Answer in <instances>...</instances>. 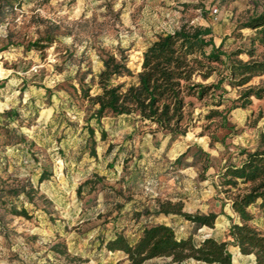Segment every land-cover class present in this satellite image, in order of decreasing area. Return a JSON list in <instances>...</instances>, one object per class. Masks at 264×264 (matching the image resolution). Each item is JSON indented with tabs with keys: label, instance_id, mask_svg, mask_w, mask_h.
Here are the masks:
<instances>
[{
	"label": "rangeland",
	"instance_id": "374dc122",
	"mask_svg": "<svg viewBox=\"0 0 264 264\" xmlns=\"http://www.w3.org/2000/svg\"><path fill=\"white\" fill-rule=\"evenodd\" d=\"M263 14L264 0H0V28L6 27L0 37V179L8 186L28 181L37 191L30 201L0 203V264H130L105 244L119 234L134 244L145 227L158 224L194 244L207 237L226 242L233 264H250L229 236L238 218L219 175L239 164L240 151L257 145L264 99L251 98L243 108L240 96L250 86L264 87V77L243 88L225 80L204 101L189 99L188 130L177 137L134 116L97 120L84 90L90 97L100 93L97 77L107 54L125 58L137 74L157 37L183 25L207 30L225 54L220 70L226 76L229 54L241 51L238 59L248 60L256 32L245 26ZM210 112L218 115L207 119ZM42 170L51 177L39 185ZM158 200L181 203L189 214L215 213V227L197 230L181 217L158 215ZM23 207L29 220L8 214ZM250 212L251 225L264 232V207L258 203Z\"/></svg>",
	"mask_w": 264,
	"mask_h": 264
},
{
	"label": "trees",
	"instance_id": "16d2710c",
	"mask_svg": "<svg viewBox=\"0 0 264 264\" xmlns=\"http://www.w3.org/2000/svg\"><path fill=\"white\" fill-rule=\"evenodd\" d=\"M256 32L250 39L251 48L245 51L247 61L238 59L241 51L232 52L226 76L220 67H224L221 47L215 48L208 40V32L199 26L183 25L178 31L157 37L143 53L140 71L134 74L125 58L118 59L116 54H107L103 58V70L97 77L100 93L86 98L96 107L95 118L102 120L107 115L112 117L134 116L145 126L173 137L184 136L188 130L186 124L187 109L192 106L189 99L204 101L220 90L227 80L232 87L243 88L255 78L264 77V14L251 19L245 26ZM38 47V45H35ZM263 49L257 54V48ZM212 48L210 52L207 50ZM218 75L216 84H204L214 75ZM132 78L131 84H116L121 79ZM264 99V87H248L240 96L243 108L250 105V99ZM9 115V114H6ZM218 114L210 112L207 119ZM90 138L94 132L88 128ZM94 143V140H92ZM92 155H96L92 150ZM238 165H228L219 175V186L230 200V207L238 222L229 228V236L239 254L251 257L250 264H264V232L254 228L250 208L258 203L264 207V125L258 135L257 145L253 150L239 153ZM51 174L42 170L38 184L49 179ZM0 202H12L13 198L30 201L37 194L28 181L8 186L0 179ZM86 181L80 187L89 185ZM13 205V204H12ZM157 214L178 216L191 223L197 230L205 227L213 229L218 215L189 214L183 212L181 203L157 201ZM14 217L30 216L23 207L9 210ZM109 252H122L130 264H145L156 259H167L171 264H184L194 261L201 264H233L226 242H219L207 237L194 244L191 239H178L174 229L165 224L145 227L139 239L130 244L119 234L105 244ZM54 251L64 254L59 248Z\"/></svg>",
	"mask_w": 264,
	"mask_h": 264
},
{
	"label": "built area",
	"instance_id": "2783aa9c",
	"mask_svg": "<svg viewBox=\"0 0 264 264\" xmlns=\"http://www.w3.org/2000/svg\"><path fill=\"white\" fill-rule=\"evenodd\" d=\"M214 13H217L216 9L214 10ZM5 29H6V27H1L0 28V37H2V33H3V35L5 34Z\"/></svg>",
	"mask_w": 264,
	"mask_h": 264
},
{
	"label": "crops",
	"instance_id": "0c3cea01",
	"mask_svg": "<svg viewBox=\"0 0 264 264\" xmlns=\"http://www.w3.org/2000/svg\"><path fill=\"white\" fill-rule=\"evenodd\" d=\"M170 201H172V200H170ZM165 225H167V224H165ZM168 226V225H167ZM238 251V250H237ZM243 257V256H242ZM243 258H245V259H248V260H252V258L251 257H243Z\"/></svg>",
	"mask_w": 264,
	"mask_h": 264
}]
</instances>
